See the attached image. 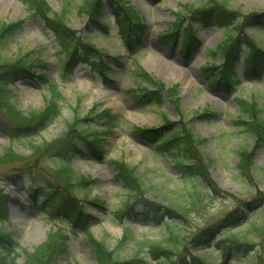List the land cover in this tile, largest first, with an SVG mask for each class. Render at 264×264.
<instances>
[{
	"label": "rangeland",
	"instance_id": "1",
	"mask_svg": "<svg viewBox=\"0 0 264 264\" xmlns=\"http://www.w3.org/2000/svg\"><path fill=\"white\" fill-rule=\"evenodd\" d=\"M47 1L56 13L64 9L65 0ZM67 1L71 6L63 21L65 30L79 41L95 45L103 57L101 70L107 67V80L96 66L100 62L93 64L82 59L76 61L70 79L62 81L60 67L70 59L66 47L70 40L60 42L56 32L47 28L42 17L30 14L22 0H0V23L19 21L2 50L4 60L27 54L30 61H35L31 68L34 75H21L9 84L10 101L25 112L41 111L48 106L52 93L55 94L54 88L50 89L51 84H56L61 95L56 101L60 109L58 115L38 132L19 130L17 136L10 138V132L0 128V155L9 148L29 155L33 145L63 134L78 115L92 114L91 127L101 132L105 158L97 159L88 152L77 154L70 166L77 175L89 179L82 186L74 183L77 185L74 196L85 199V211L90 214L89 228L98 240L105 242L120 258L132 260V264H163L170 259L174 264L184 260L196 264L202 258L212 264H264V144L258 143L255 136L242 133L236 123L241 111L239 98L254 99L264 109V73L262 78L252 80L245 76L244 59L249 56V46L242 42L235 60L241 82L227 91L213 87L214 74H205L204 67L212 62L216 66L224 63L225 55L220 50L215 56L212 52L225 40L226 32H233L232 29L191 19L196 45H191L188 51L184 50V35L179 36L176 44L159 40V35L173 26L179 14L189 22L192 16L189 10L207 4L208 0H121V5L134 11L138 21L143 23L142 33L130 32L135 46L127 45L120 35L116 16L122 12L120 4L102 0L101 16H95L77 9L90 0ZM220 1H224L226 10L237 17V24H242L246 15L264 13V0ZM240 30L234 31L236 35L241 33L244 40L252 38L264 49L262 24L241 26ZM137 66L153 77V80H140V83L159 90L164 98L162 104H140L128 93L129 88L136 87L132 71ZM172 87L174 94L167 90ZM105 108L116 114L111 122L105 117L94 116ZM206 110L213 113L209 119L200 116ZM5 114L0 108V116L5 117ZM164 116L173 124H188L191 135L198 139L197 149L208 177L219 189L226 191L224 195L213 193L200 177L182 178L171 153L155 141L141 139L133 130L135 127L161 128ZM262 117L264 119V112ZM78 127L84 129L85 124L79 123ZM242 146L253 149L248 172L240 166L237 150ZM109 158L123 159L136 166L147 188L145 199L176 211L185 207V212L178 219L165 216L160 222L152 221L139 211L127 213L124 203L130 193L116 175ZM38 162L32 171H13L15 175L20 174L18 185L3 181L6 166H0V187L9 196L8 218L0 221V232L7 233L18 246L15 261L6 264H27V254L34 253L51 237H57L67 248L56 257V264H97L83 229L72 228L64 216L53 217L33 206L28 189L33 184L41 185L38 194L41 201L43 188L58 181L55 171L62 158L49 155ZM199 188L204 193L194 194ZM244 200H253L254 206L246 208L247 204H242ZM235 208L244 209V220L215 233L205 246L200 247L192 241L194 235L214 226ZM124 232L127 235L123 238ZM212 232L207 230L203 234L208 237ZM245 242L248 244L240 245ZM154 243H160L164 249L154 251ZM5 251L0 245V257ZM227 251L231 255L224 260Z\"/></svg>",
	"mask_w": 264,
	"mask_h": 264
},
{
	"label": "trees",
	"instance_id": "2",
	"mask_svg": "<svg viewBox=\"0 0 264 264\" xmlns=\"http://www.w3.org/2000/svg\"><path fill=\"white\" fill-rule=\"evenodd\" d=\"M121 5V0H110ZM26 10L33 16L42 17L46 21L47 28L53 29L56 32L58 40L68 42L66 45L70 59L63 63L60 67V78L66 82L70 79L69 75L73 73V69L76 66V61L86 60L96 64L99 71L102 73L105 80H107L106 68L101 70L103 63L102 54L96 49L95 45L86 41L81 42L75 35H68L65 30L63 21H66V15L69 12L71 6L70 1L65 0L64 9L56 13L47 0H22ZM102 0L86 1L80 5L77 9L86 10L92 15L101 16ZM227 4L220 0H208L207 4L200 7H193L189 10L190 21L187 22V17L179 14L177 21L173 23V26L159 35V40L163 43L172 44L178 42L179 36H183L184 50L188 51L191 45H196V39L193 30L192 20L206 24H216L223 26L224 28L232 29L233 32H226V38L217 45L215 51L212 52L213 56L220 52L225 55V61L222 65L216 66L214 62L204 67V72L208 76L214 74L212 79L213 87L223 88L227 91L231 90L236 84H239L240 78L235 70V60L237 59L238 49L242 42L249 46V56L244 59L245 63V76L247 79L252 80L255 78H262L264 73V49L257 44L254 39L245 40L241 37V26L249 25L251 27L258 24L264 26V13H252L246 15L242 21V24H237L236 16H232L231 11L226 10ZM122 12L116 14L117 26L120 30V35L124 38L125 42L129 46H135L134 36L130 32L136 31L142 33L143 23L138 21L139 17L134 11H130L126 6L121 5ZM124 11V13H123ZM117 13V11H116ZM126 14V15H124ZM19 21L6 23H0V108L6 111L5 117L0 116V128L8 130L10 138L17 136V132L25 130L28 132H38V130L44 128L46 123L59 113V106L56 101L60 95V92L56 89V84H51L50 89L54 88L55 94L52 93L51 101L48 106L41 110H32L25 112L16 107L11 101V92L9 84L16 81L21 75H34L31 68L34 66V59L30 61L27 54L20 55L18 59L4 60L2 50L7 46V39L10 34L18 27ZM68 35V36H67ZM138 38V35H137ZM84 46V47H83ZM83 48V49H82ZM222 49V50H221ZM25 57V58H24ZM103 64H102V63ZM43 62H40V64ZM132 75L136 78V87L129 88L128 93L134 96V99L140 104H149L150 102H156L162 104L164 98L159 90L150 89L147 86H142L140 80H153V77L143 68L137 66L132 71ZM160 87H164V84L159 83ZM170 93H175V88L167 89ZM176 100V99H175ZM240 113L237 116L236 123L241 127L242 133H247L255 136L256 141L260 144H264V119L262 117L264 109L259 107L258 103L254 99L239 98ZM178 104V103H176ZM206 110L200 116L209 119L212 112ZM94 116L100 118L105 117L106 121L111 122L116 114L112 113L110 108H105L99 112H96ZM91 121H93L92 114H86L85 116H77L67 126L66 131L58 137L52 140L45 141L38 145L32 146V152L29 155H23L13 150L7 149L0 155V166H6L5 178L3 181L9 184H19L20 174H13V171H32L39 163V159L44 156H57L62 158V162L58 165V169L55 171L57 183H50L44 187L43 199H38V194L41 190V185L33 184L28 189L30 193V200L33 206L41 211L49 213L51 216H64L68 222L72 225V228H81L89 237L97 264H132V260L122 259L117 256L114 250H110L105 242L98 240L90 231L89 219L90 214L85 211L86 201L85 199H79L74 196V190L76 186L74 183L84 185L89 182V179L83 175H77V173L71 168V159L77 154H85L88 152L97 159L105 158V150L103 147V139L99 136L101 134L96 128L91 127ZM79 123H84L85 128H79ZM179 126L177 127V125ZM186 125V124H185ZM183 126L181 123L173 124L164 116V125L161 128L157 127H135L133 130L137 132L141 139H145L149 142H157L162 149L171 153L175 165L181 172L182 178H198L205 180L212 188L213 193L216 195H224L225 190L219 189L208 177L205 165L201 162V153L197 149L198 139L193 137L190 133V129ZM162 129H167L162 132ZM109 130V128H108ZM237 152L240 157V166L244 172H248V168H251V156L253 155V149L248 147H240ZM113 164L116 175L122 180L123 186L129 190L130 196L124 203V209L127 213L141 212L146 217L152 218V221L160 222L165 216L181 217L185 212V207L177 209L164 208L160 206L158 202L145 199L147 188L144 186L142 178L137 174L135 168L123 159L109 158L108 160ZM192 161V162H191ZM250 166V167H248ZM33 173V172H32ZM30 173V174H32ZM251 178V176H248ZM249 179V178H248ZM194 194L203 192L198 189ZM204 193V192H203ZM195 195L193 198L195 200ZM255 199V198H254ZM84 200V201H83ZM9 196L5 193V189L0 187V221H4L8 218L7 203ZM253 200H244L242 204L246 205V208H252ZM94 204V202H92ZM196 202L194 201V204ZM244 209L235 208L214 223V226H210L202 230L204 233L209 230L213 231L210 236L206 237L203 232L194 235L192 241L198 244L200 247L212 240L215 233H220L223 229L231 227L234 224L240 223L246 218ZM178 214H174L173 212ZM242 211V212H240ZM240 212V213H239ZM178 215V216H177ZM178 219V218H177ZM127 235L123 234V238ZM124 240V239H122ZM201 240H206L205 243ZM123 241H121L122 243ZM247 242L240 244L245 245ZM0 245L4 247L5 255L1 256L0 264L10 263L15 261V254H17V245L12 242L10 236L7 233L0 232ZM154 251L163 250L164 248L160 243H154ZM67 250L63 242H59L57 237H51L49 241L42 244L36 249L34 253L27 254V264H56V257L59 254L65 253ZM167 254V253H166ZM231 255L230 251L225 252L224 260H228V256ZM169 258V255H166ZM163 264H174L170 259V262L163 261ZM176 264H188L187 260L183 263L177 262ZM196 264H212L208 263L204 258L201 261H196Z\"/></svg>",
	"mask_w": 264,
	"mask_h": 264
}]
</instances>
